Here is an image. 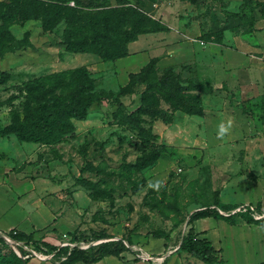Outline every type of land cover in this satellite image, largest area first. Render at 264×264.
<instances>
[{"label": "rangeland", "instance_id": "1", "mask_svg": "<svg viewBox=\"0 0 264 264\" xmlns=\"http://www.w3.org/2000/svg\"><path fill=\"white\" fill-rule=\"evenodd\" d=\"M118 1L111 0L110 5L116 6ZM122 2L159 22L161 31L172 29L179 34L168 47L160 42L151 46L153 40L144 41L143 37L135 50L152 57L148 62H154L155 74L171 68L183 73V78L199 81L200 89L189 93L206 105V113L185 117L177 111L180 115L174 112L170 122L155 120L151 125L152 132L158 134L154 146H162V153L153 164L140 168L153 150L130 124L118 122L140 102L144 84L127 85L129 75L135 72L125 71V65L104 62L93 53L67 52L61 43L62 27L47 32L40 22L29 20L14 24L11 30L17 39L25 34L32 46L0 56V128L10 123L13 113L23 118L26 106L33 104L39 90H26L29 84L50 88L56 79L53 75L59 72L71 74L85 67L94 79V88L117 94L127 85L125 88H133L134 93L120 97L125 108L108 100L93 103L85 119H73L75 130L56 143L20 141L14 134L0 136V160L27 175L39 174L60 190L62 208L57 215L63 230L56 235L61 246L88 248L121 239L132 242L135 256H158L153 258L155 262L165 254L159 264H205L178 250L190 214L215 203L230 208L242 204L255 207V202H248L250 189L246 184L264 177V8L253 3L244 18H228L226 11L239 12L247 0ZM252 14L256 21L251 25ZM234 88L253 89L236 94ZM145 118L148 121L150 117ZM221 124L228 128L223 136L219 134ZM142 125L150 127L149 123ZM159 178L164 183L153 187L150 182ZM164 198L167 207L160 204ZM175 201L179 215L172 209ZM256 208L264 215V204ZM217 209L225 213L231 210ZM176 216L184 219L177 226ZM244 228L239 225L237 236L234 230L221 234L230 241L225 244L223 240L232 252L226 251L228 262L224 264L262 260L264 232L257 234L263 246L254 244L251 252L254 238ZM154 235L170 236L163 254L143 249L144 242ZM65 242L74 245H62ZM135 247L140 251H134ZM241 252L249 255L243 257ZM4 254L9 251L0 245V256Z\"/></svg>", "mask_w": 264, "mask_h": 264}, {"label": "trees", "instance_id": "2", "mask_svg": "<svg viewBox=\"0 0 264 264\" xmlns=\"http://www.w3.org/2000/svg\"><path fill=\"white\" fill-rule=\"evenodd\" d=\"M110 1L0 0V56L32 46L25 34L17 39L11 30L14 24L22 25L29 20L40 22L42 30L47 32L62 27L61 43L67 52L93 53L104 62H114L118 58L127 56L128 44L136 40L139 35L163 30L159 22L140 9L131 5H121L122 0L118 1V5L112 6ZM252 1L247 0L239 12L226 11L227 17L244 18L246 9L253 3L264 8V2ZM255 21V16L252 14L250 24L252 25ZM153 67L154 62L150 61L140 71L129 75L127 85L133 86L136 83L144 84L145 87L141 91L139 106L130 111L124 120L118 122L120 125L130 124V129L137 130L143 138V143L153 150L147 156L148 158H144L145 160L143 159L138 165L142 169L153 164L162 153V146H154L158 134L152 132L151 125L155 120L170 122L176 111L188 115H204V105L199 97L189 93L190 90L200 89L199 81L188 76L183 78V73H175L171 68L158 75L153 72ZM90 75V71L82 67L71 74L67 72L54 74L53 76H56L54 84L47 89L42 85L35 86L36 83L29 84L26 90L30 92L33 88L39 90L33 104L26 106V112L21 119L18 113H13L10 123L0 128V136L14 134L20 141L56 143L64 140L65 135L75 130L73 119H85L93 103L108 100L111 105L124 107L120 97L134 93L133 88H125L127 85L117 94L96 89L94 79ZM69 77L74 79V82L67 80ZM31 85L32 88H29ZM147 116L150 117L148 121L145 118ZM144 123H149L150 127L145 128L142 125ZM165 203V198L160 201V204L167 207ZM217 207L227 211L235 208L215 203L214 206L207 204L193 211L188 217L186 231L179 238L180 252L188 253L205 264H224V259L212 243L205 238H198L193 222L201 217L211 216L223 219L230 224L246 222L264 227V218H254L248 211H236L225 215ZM172 209L177 215L180 214L176 201ZM183 220V218L174 217V225L177 226ZM12 236L26 243L34 242L30 236L20 232ZM154 237H164L166 240L170 238L168 235H154ZM126 242L132 244L130 241ZM0 245L5 246L9 251V254L0 256V264H26L27 259L18 256L1 237ZM46 246L49 252L54 249L51 245L46 244ZM35 247L40 248L37 244ZM125 250L129 248L124 240L117 239L91 245L88 248L62 246L57 253L65 255L64 264H74L76 261L94 262L103 256L118 255ZM256 264H264V261Z\"/></svg>", "mask_w": 264, "mask_h": 264}, {"label": "crops", "instance_id": "3", "mask_svg": "<svg viewBox=\"0 0 264 264\" xmlns=\"http://www.w3.org/2000/svg\"><path fill=\"white\" fill-rule=\"evenodd\" d=\"M143 37H146L144 41H147L148 39L153 40L151 46H154L155 43L158 44V42H160V44H164V47H168L169 43H175V39L180 36L175 30L172 29L167 31L141 34L136 40L128 44L129 54L125 57L116 59L114 63L125 65V71H139V69H141L149 61V58H152L147 53H138L136 52L137 49L135 50V47L141 44V39ZM197 48L201 49L200 46ZM211 51L213 50L211 49ZM168 59L169 57H166L165 60L168 61ZM170 59L174 61V58ZM234 89L236 91L235 93L238 94L243 92V89H245V91L251 92L253 88ZM261 89L264 91V88ZM139 104L140 102L135 105V108H137ZM205 110L206 105L204 104V114L206 113ZM174 115L179 116L180 114H177L176 111ZM181 115H185V117L199 116L188 115L186 113L182 114V112ZM262 115H264V113ZM250 181L251 182L246 184V187H249L250 189V193L248 194V202H255V207L257 206L260 208L261 205L264 204V177ZM52 184V182L47 181V178L39 174H35L33 176L27 175L23 169L20 170V168L8 166L7 160H0V232L7 233L10 232V230H16L17 232L23 233L26 236H30L35 242H33V244L42 246L43 252L45 253L49 252L47 250L46 244L54 247V249L50 252H54L51 258L41 259L30 256L27 258L26 264H64L63 260L65 259V255H58L57 253V251L62 246L60 244L59 238L56 235L57 232L60 233L63 230L62 224L59 222L57 215L62 208V198L60 190H55L56 188H52ZM256 210L258 211L257 208ZM239 225H242L243 228L246 226V229H244L248 230L250 236L254 238V241H252L253 244L251 246L252 252V250L255 249L254 244L255 246L259 245L257 234L260 230L264 232L263 226L250 223H246V225H243L242 223L230 224L223 219H216L211 216L201 217L193 222V226L198 234V238H205L209 240L214 248L218 250L219 255L224 259V263L226 261L228 262L227 258L224 257V255L227 256L226 251H228V254L230 255L232 252L229 250L230 248L225 245L227 239H222L221 234L234 230V233L237 236L241 233L239 230ZM232 227L237 230L233 229ZM223 240L225 241V244ZM262 243L259 245V247L263 246ZM227 244H230L229 240ZM225 246L227 250L225 249ZM167 247H169V239L166 240L164 237H150L144 242L143 245L145 252L158 255L163 254ZM133 253L134 252L129 249L122 251L118 255L111 254L103 256L94 262L76 261L74 264H159L167 257L164 256L161 260L153 262L152 260L140 259ZM261 253L260 257L262 260L256 261L253 264L264 261V254L261 255ZM240 254H242V252ZM244 254H242L243 257L249 255L247 252ZM230 255L229 257L231 258Z\"/></svg>", "mask_w": 264, "mask_h": 264}, {"label": "built area", "instance_id": "4", "mask_svg": "<svg viewBox=\"0 0 264 264\" xmlns=\"http://www.w3.org/2000/svg\"><path fill=\"white\" fill-rule=\"evenodd\" d=\"M236 211H248L254 218H262L264 217L263 214H260L257 210L256 207L252 206L251 204H242L239 205L238 207L234 208L233 210H231L230 212H222L221 213L227 215L229 213H234ZM17 231L16 230H10V232L7 233H3L0 232V237L6 242L8 243L16 252V254L18 256H20L22 259H27L30 256L33 257H38L41 259H48L51 258L54 254L53 253H45L43 252V247L40 246V248H36L35 245L32 242L26 243L24 241H19L13 238L12 235H14ZM126 243V245L128 246L129 249H131V244H128L126 241H124ZM62 245H74V244H70L68 242L63 243ZM132 250V249H131ZM134 251L139 250L140 248L135 247L133 248ZM170 252V250H169ZM138 256V255H137ZM165 256V254L162 255L161 259ZM138 257L142 258V259H147V260H153L154 257H158V256H154V255H150V254H140Z\"/></svg>", "mask_w": 264, "mask_h": 264}, {"label": "clouds", "instance_id": "5", "mask_svg": "<svg viewBox=\"0 0 264 264\" xmlns=\"http://www.w3.org/2000/svg\"><path fill=\"white\" fill-rule=\"evenodd\" d=\"M227 131H228V128L224 124H221L219 126V134L221 136H223ZM150 183L152 184L153 187L160 188V186L164 183V180L163 178H159V179H155L151 181Z\"/></svg>", "mask_w": 264, "mask_h": 264}]
</instances>
